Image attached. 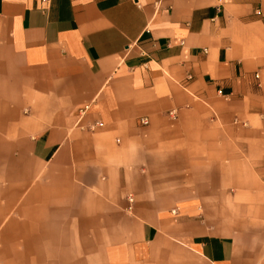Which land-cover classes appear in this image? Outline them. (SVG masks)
<instances>
[{
  "label": "crops",
  "instance_id": "crops-1",
  "mask_svg": "<svg viewBox=\"0 0 264 264\" xmlns=\"http://www.w3.org/2000/svg\"><path fill=\"white\" fill-rule=\"evenodd\" d=\"M0 264H264V0H0Z\"/></svg>",
  "mask_w": 264,
  "mask_h": 264
},
{
  "label": "built area",
  "instance_id": "built-area-1",
  "mask_svg": "<svg viewBox=\"0 0 264 264\" xmlns=\"http://www.w3.org/2000/svg\"><path fill=\"white\" fill-rule=\"evenodd\" d=\"M140 123L143 124V125H146L148 123L147 119L146 118H141L140 119ZM99 125H101V123H98ZM133 195L132 194H129L127 196V201H128V206H127V210L130 211L131 208H132V203H133ZM172 212L175 213V210H173Z\"/></svg>",
  "mask_w": 264,
  "mask_h": 264
}]
</instances>
